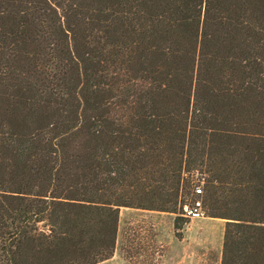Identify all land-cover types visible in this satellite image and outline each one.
<instances>
[{
    "label": "trees",
    "instance_id": "trees-1",
    "mask_svg": "<svg viewBox=\"0 0 264 264\" xmlns=\"http://www.w3.org/2000/svg\"><path fill=\"white\" fill-rule=\"evenodd\" d=\"M196 180L264 264V0H0V264L107 260Z\"/></svg>",
    "mask_w": 264,
    "mask_h": 264
},
{
    "label": "rangeland",
    "instance_id": "rangeland-1",
    "mask_svg": "<svg viewBox=\"0 0 264 264\" xmlns=\"http://www.w3.org/2000/svg\"><path fill=\"white\" fill-rule=\"evenodd\" d=\"M181 212L121 207L114 254L96 264H221L225 220Z\"/></svg>",
    "mask_w": 264,
    "mask_h": 264
},
{
    "label": "built area",
    "instance_id": "built-area-1",
    "mask_svg": "<svg viewBox=\"0 0 264 264\" xmlns=\"http://www.w3.org/2000/svg\"><path fill=\"white\" fill-rule=\"evenodd\" d=\"M203 183L197 184L194 188V198L185 203L181 215L187 219L203 218L206 216V210L203 205Z\"/></svg>",
    "mask_w": 264,
    "mask_h": 264
},
{
    "label": "crops",
    "instance_id": "crops-1",
    "mask_svg": "<svg viewBox=\"0 0 264 264\" xmlns=\"http://www.w3.org/2000/svg\"><path fill=\"white\" fill-rule=\"evenodd\" d=\"M127 208V207H126Z\"/></svg>",
    "mask_w": 264,
    "mask_h": 264
}]
</instances>
